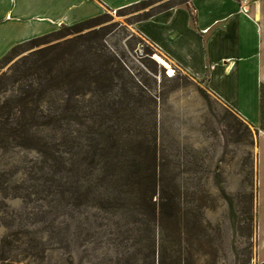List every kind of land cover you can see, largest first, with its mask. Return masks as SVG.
<instances>
[{"label": "rangeland", "instance_id": "374dc122", "mask_svg": "<svg viewBox=\"0 0 264 264\" xmlns=\"http://www.w3.org/2000/svg\"><path fill=\"white\" fill-rule=\"evenodd\" d=\"M167 1L146 9L105 10L102 26H112L109 45L124 50L131 68L147 74L157 97L158 156L170 163L168 183L179 188L182 209L197 212L204 222L205 241L189 243L183 234L176 258L181 264H264V187H257L256 130L250 126L251 135L206 83L181 72L135 32L143 13ZM147 48L150 58L144 55ZM22 157L0 152L6 180L0 187V264H159L158 231L154 247V234L145 224L97 201L85 187L67 192L15 187L24 179L16 168Z\"/></svg>", "mask_w": 264, "mask_h": 264}, {"label": "trees", "instance_id": "16d2710c", "mask_svg": "<svg viewBox=\"0 0 264 264\" xmlns=\"http://www.w3.org/2000/svg\"><path fill=\"white\" fill-rule=\"evenodd\" d=\"M156 1L127 8L146 9ZM191 2L169 0L138 22ZM105 18L16 45L0 60V72L12 63L0 74V152L24 155L16 167L24 179L15 187H85L97 201L145 224L154 247L159 234V264H181L176 256L183 234L189 243L202 244L204 222L182 209L179 188L168 183L170 163L161 162L157 149V97L147 74L131 68L124 50L109 45L112 26H102ZM148 48L144 55L150 58ZM260 97L264 132V85ZM240 124L252 135L248 123ZM5 182L0 172V187Z\"/></svg>", "mask_w": 264, "mask_h": 264}, {"label": "crops", "instance_id": "0c3cea01", "mask_svg": "<svg viewBox=\"0 0 264 264\" xmlns=\"http://www.w3.org/2000/svg\"><path fill=\"white\" fill-rule=\"evenodd\" d=\"M144 0H0V60L16 45ZM192 0L135 25V32L257 132L264 187V0ZM262 232V231H261ZM264 262V260L262 261Z\"/></svg>", "mask_w": 264, "mask_h": 264}, {"label": "built area", "instance_id": "2783aa9c", "mask_svg": "<svg viewBox=\"0 0 264 264\" xmlns=\"http://www.w3.org/2000/svg\"><path fill=\"white\" fill-rule=\"evenodd\" d=\"M236 1L242 5L241 6L242 12L248 13L247 6L245 5V3H247L249 0H236Z\"/></svg>", "mask_w": 264, "mask_h": 264}, {"label": "bare ground", "instance_id": "6f19581e", "mask_svg": "<svg viewBox=\"0 0 264 264\" xmlns=\"http://www.w3.org/2000/svg\"><path fill=\"white\" fill-rule=\"evenodd\" d=\"M156 59H157L162 65L168 66V64H167L164 60H162L160 57L156 56ZM170 72H171V74H173L172 70H171Z\"/></svg>", "mask_w": 264, "mask_h": 264}]
</instances>
